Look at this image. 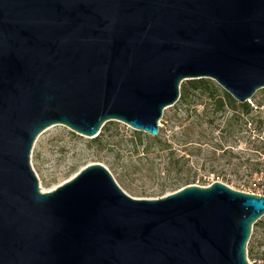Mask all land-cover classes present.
Segmentation results:
<instances>
[{
  "label": "water",
  "instance_id": "obj_1",
  "mask_svg": "<svg viewBox=\"0 0 264 264\" xmlns=\"http://www.w3.org/2000/svg\"><path fill=\"white\" fill-rule=\"evenodd\" d=\"M264 89V0H0V264H248L264 196L220 182L129 197L100 164L40 193L30 151L62 125L156 137L183 81Z\"/></svg>",
  "mask_w": 264,
  "mask_h": 264
},
{
  "label": "rangeland",
  "instance_id": "obj_2",
  "mask_svg": "<svg viewBox=\"0 0 264 264\" xmlns=\"http://www.w3.org/2000/svg\"><path fill=\"white\" fill-rule=\"evenodd\" d=\"M247 103L250 106L261 104L259 109L264 119V89L258 90ZM175 109L173 105L163 111L159 121V128L163 130L161 135H164L162 139H170L172 134L179 130L177 126L171 128L168 124ZM112 122L107 123L105 128L108 130L95 139H100L102 148L97 147L94 139L90 140L71 132L62 125L50 126L43 130L33 142L29 159L40 193L55 190L92 164L104 166L122 191L132 199L157 200L179 190L169 187L174 181L175 174L164 171L167 160L165 153L152 149L148 157L141 152L136 155L132 151L130 141L135 131L121 122ZM262 136L264 127L261 132H256L253 125H248L246 131L236 136L238 139L233 152L238 157L254 159L255 146L262 142ZM145 145L146 143H143L141 147ZM238 159L233 158L232 163L238 162ZM227 160L228 158L221 156L220 152L213 155L210 150L204 149L199 158L191 157L189 167L187 165L184 171L196 177L193 185L199 187L220 182L235 191L264 196V165L260 167L261 172L249 175L244 169L248 167L247 163L238 171H232L227 166ZM260 160H264V157ZM249 162L252 163V160ZM115 173L124 174L128 190L119 185ZM162 186L166 188L159 192ZM257 222L251 228L246 245L248 264H264V217Z\"/></svg>",
  "mask_w": 264,
  "mask_h": 264
},
{
  "label": "trees",
  "instance_id": "obj_3",
  "mask_svg": "<svg viewBox=\"0 0 264 264\" xmlns=\"http://www.w3.org/2000/svg\"><path fill=\"white\" fill-rule=\"evenodd\" d=\"M174 105L175 113L168 124L171 128L177 126L179 130L173 133L170 139H162L164 135H161L163 132L161 128L156 137L135 131L130 139L132 151L136 155L141 152L148 157L152 149L165 153L167 160L164 171L175 174L174 181L169 187L181 189L194 184L196 177L185 173L184 170L190 164L191 157L199 158L204 149L210 150L213 155L220 152L221 156L227 157V166L232 171H238L247 163L248 167L244 169L249 175L261 172L260 167L264 165V160H260L264 157V136L261 137L262 142L255 146L256 159L238 157L233 152L238 139L236 136L246 131L248 125H253L256 132L262 131L264 119L259 109L261 104L256 103L254 106L247 102L240 104L213 81L199 79L187 80L180 84L179 98ZM107 123L101 128L100 134L108 130L105 128ZM93 142L97 147H103L100 139H94ZM143 143L146 145L141 147ZM233 158H239V161L232 163ZM181 174L184 176H180ZM115 175L119 185L128 190L124 174ZM165 188L166 186H162L159 192Z\"/></svg>",
  "mask_w": 264,
  "mask_h": 264
},
{
  "label": "built area",
  "instance_id": "obj_4",
  "mask_svg": "<svg viewBox=\"0 0 264 264\" xmlns=\"http://www.w3.org/2000/svg\"><path fill=\"white\" fill-rule=\"evenodd\" d=\"M253 186H255V184H253Z\"/></svg>",
  "mask_w": 264,
  "mask_h": 264
}]
</instances>
